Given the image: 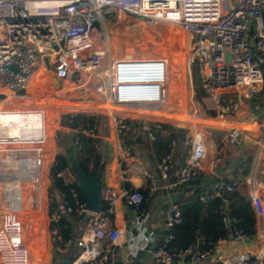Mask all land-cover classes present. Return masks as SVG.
Wrapping results in <instances>:
<instances>
[{"label": "built area", "instance_id": "1", "mask_svg": "<svg viewBox=\"0 0 264 264\" xmlns=\"http://www.w3.org/2000/svg\"><path fill=\"white\" fill-rule=\"evenodd\" d=\"M130 23L157 32L172 27L185 33L189 37L186 74L192 94L186 97L190 117L197 113L193 64L203 94L215 103L212 110L217 112L216 119H209L211 124L202 128L193 124L186 138L189 150L179 183L199 180L201 164L209 154L207 141L229 159L248 139L247 131L228 124L224 116L238 109L240 98L251 100L264 85V0H0V103L10 100L0 105V264L15 257H19V264H30L28 243L41 246V216L48 212L47 226L58 219L49 194L53 163L45 161L49 105H108L141 115L145 108L160 111L169 101L170 80L179 74L176 60L139 56L124 48L121 42L130 31ZM123 117L127 115L113 114L111 119L118 159L127 162L131 146L123 140L127 120ZM126 128L131 130L130 125ZM255 133L254 143L260 149L264 123ZM84 134L96 136L95 128ZM177 146L173 140L160 166L162 173L174 165ZM255 162L254 172L244 182L258 246L218 257L215 264H264V193H259L264 184L257 178L264 172L260 153ZM56 176L65 180L63 172ZM235 191L233 184L216 182L200 201L218 198V212L229 238L242 243L249 238L229 211ZM120 203L133 217L130 226L125 232L108 231L105 239L111 246L126 243L129 264L141 252H148L155 264H201L222 241L213 243L196 235L186 248H172L175 229L183 221L177 204L169 202L158 240L149 228L151 213L143 193L106 186L101 189L99 213L88 214L84 205L77 208L87 215V222L69 264L107 261L93 231L96 215H112ZM26 216L39 224L33 229L27 226ZM29 228L32 235L27 233Z\"/></svg>", "mask_w": 264, "mask_h": 264}, {"label": "crops", "instance_id": "2", "mask_svg": "<svg viewBox=\"0 0 264 264\" xmlns=\"http://www.w3.org/2000/svg\"><path fill=\"white\" fill-rule=\"evenodd\" d=\"M130 33H132L131 29L125 35L128 37V41L123 40V42H121L124 48L125 46H127L128 48L133 46L131 45L133 41L131 40ZM165 44L166 42L163 41L161 44L163 48H166V46H164ZM181 48L184 50L183 40L181 41ZM141 49L142 51H144L143 46L141 47ZM178 81H179L178 78H174L172 79L171 82L173 84L174 82H178ZM173 85H171V89L174 88ZM185 85H186L185 95L192 94L189 91V80L187 74L185 76ZM263 86L260 88V90L263 88ZM193 90H194L193 93H195L196 88L193 87ZM254 96L251 100H247V101H244V99L240 98L238 109L235 112L230 113V115L227 114L224 116V120H226L228 124L235 126L243 131H247V133L250 136V137L248 136L247 140L251 141L252 144L251 147H249V145L245 141L236 148L237 149L236 153L238 154L237 159L234 158L225 159L221 156V154H219L220 150L215 148L214 144L211 141H207V145L209 147V154L200 167V177L202 176L206 179L210 178L211 181L213 182L211 185H213L216 182L228 181L225 183L233 184L237 189V191L235 192H237L240 196H242L245 199H247L248 186L245 184L244 179L248 177L250 174H252V172H254L256 168L255 159L259 153H260V164L264 165V142L262 143L260 149H258L256 144L254 143L255 137L257 136L255 130L259 125L264 123V116L258 118L256 112L252 109V105L254 103ZM184 98H186V96ZM171 99L172 97L169 98V101L167 102L166 106L162 108V110L166 111L167 113L166 116L164 115L165 111L162 110L155 111L145 108L144 112L141 113V115H136L137 117L131 120L132 123L135 124V122H137V124H139L140 126L141 124L143 125L148 123L150 126V131L146 132L147 135L144 134L145 136L143 142L134 143L125 139L128 142V144L131 146V150L127 162L118 159L116 146H115L116 139L113 135V131H109V133L102 138L98 135V138L102 140V143L104 145L103 149H105V152L103 151L104 171L100 179L101 189L108 186V187H112L115 190H119V189L140 190L143 193L144 202H146V207L150 210L151 213L149 228L151 229V231L154 233V236L158 240L162 238L163 221L165 216V215L164 216L161 215V212L162 210L163 212L164 210H166L169 202H173V198L175 197L178 187L181 185V183H179L180 169L182 166V162L184 161V158L189 150V144H188L186 146L185 152L183 153L184 155L180 156L177 154L172 168L169 169L165 174L162 173L160 170V166L165 156L157 154V142L161 138L160 127L162 124H168L174 128L175 127L174 124H178L176 121H174L175 118H176L175 120L185 121L188 123L192 122L193 120L192 118H189L185 115H179L177 113L175 101ZM226 102H228V100H225V103ZM64 106L69 109L86 107V105L84 106L77 103H73V104L66 103ZM105 107L108 108V105H106ZM204 110L207 111L206 116H204L207 118L206 119L203 117H198V118L205 120L216 119L217 117L216 111H213L212 108L208 109L207 107H205ZM59 112L60 111L57 112L55 110L53 111L51 110V114L48 116V120H49L48 122L50 123V124L47 123L48 127L51 126V124L53 123H54L53 125L56 127L55 124V121L57 120L56 114ZM90 116H92L95 125L96 117L93 114H91ZM171 116L174 117V119ZM141 121H144L146 123L144 122L142 123ZM67 123H68V119H67ZM111 124L113 127L114 126L113 123ZM94 125L93 127L95 128ZM112 127L110 126V128ZM176 135L178 137L177 142L179 148V146H181L180 143H182L180 142L182 138L179 137L178 133H176ZM129 138L131 137H128L127 139ZM47 143L48 142H46V144ZM46 149H47V154H51L52 144H47ZM143 151H145V153H143ZM245 154L248 157L247 156L245 157ZM59 156L65 158V156L58 154L52 160L53 165ZM247 158L251 159L247 172L244 173L243 170L240 168L239 171L234 170L235 162H237L238 160L239 161L245 160ZM260 164L258 162L259 166H261ZM260 168H263V166H261ZM62 172L65 173V180H64L65 184H68L69 182L70 183L74 182L73 181L74 177L69 169H64ZM257 178L260 182H262V184H264V172ZM169 185H171V187H169ZM259 193L263 194L264 191L259 190ZM44 216L46 218V223H47L46 212ZM96 216H97L96 217L97 228L96 230L94 229L93 231L96 233L97 243L100 249L103 251V253H105V255L108 258L107 261L103 264H129L127 257L126 243L120 242L116 246H111L105 239L106 233L112 229H118L121 232H125L128 229L132 220L130 217L129 209L123 203H120L118 204L115 212L112 215H106V216L96 215ZM46 223L43 226V232L41 234V246L38 247L33 246L32 241L28 243L32 254L30 264H63L65 257L68 258V256L70 255L69 254L70 249L58 250L57 252L52 251L49 225L46 226ZM83 234H84L83 230L80 236H78L79 234L78 235L74 234V239H75L74 242L76 243V241H78V238L82 237ZM75 243L73 245H75ZM232 245L233 243H230L227 240H222L216 245L213 254L207 260H205V262L201 264H215L218 257L223 258V256H225L226 254L232 252ZM257 246L258 243L253 239V237H251L248 240H245L244 242L241 243L242 248L239 251L255 250ZM72 248L75 249V253H76V246L75 247L73 246ZM75 253L72 255L70 262L72 258L74 259ZM17 259L18 257L16 258V260ZM132 264H155V263L153 262L148 252H141L139 253L136 260Z\"/></svg>", "mask_w": 264, "mask_h": 264}, {"label": "trees", "instance_id": "3", "mask_svg": "<svg viewBox=\"0 0 264 264\" xmlns=\"http://www.w3.org/2000/svg\"><path fill=\"white\" fill-rule=\"evenodd\" d=\"M165 46V45H164ZM252 109L258 115V118L264 116V86L254 96ZM94 122L90 115L83 113H74L68 117V127L71 131V144L67 150H71L78 168L85 175L95 174L103 163L104 145L97 136L86 135L85 131L91 130ZM96 125V123H95ZM94 125V126H95ZM161 138L157 142V154L166 156L173 140L178 141L175 129L162 124L160 127ZM178 154V149L176 156ZM51 154L45 157L46 163ZM250 158L238 160L234 163V170L247 172L250 165ZM64 169H69L68 163L64 157L59 156L50 170L51 185L54 193L52 198V211L58 215L56 221L49 223V232L52 244V251L71 249L75 242L72 223L80 221L85 227L87 215L79 213L78 207L85 205V197L80 188L74 181L65 184L57 173ZM228 182V181H225ZM213 182L210 178L200 177L198 181L191 183H181L173 198L177 204L183 221L175 229V237L171 245L172 248H186L196 237L201 236L204 240L216 243L220 240H230L226 229L223 226L222 218L219 215L218 207L220 200L218 198L207 199L204 203L200 201V196L210 192V185ZM59 200V201H58ZM146 206V202H144ZM102 210V208H101ZM230 215L238 220V226L242 228L248 238L255 234V217L253 210L247 199L240 196L237 192L231 194ZM48 216V212L46 211ZM46 218L41 216V234ZM32 224H39L34 220ZM33 226V228H34ZM40 228V226H38ZM32 235V234H31ZM161 238V236H160Z\"/></svg>", "mask_w": 264, "mask_h": 264}, {"label": "rangeland", "instance_id": "4", "mask_svg": "<svg viewBox=\"0 0 264 264\" xmlns=\"http://www.w3.org/2000/svg\"><path fill=\"white\" fill-rule=\"evenodd\" d=\"M97 27L99 30H101L98 25H97ZM141 27L142 26H138L135 23H130V27H128V29L132 30V33H130L131 34L130 37H131V40L133 41V42L131 41L132 42L131 45H133V46L130 48H128L126 46V48L130 49L134 53H137L139 56H145V57L166 56V57L173 58L174 60H176V69L178 70L177 74L178 73L179 74L173 76L171 78V81L174 78H178L179 81L174 82L173 83L174 85L170 81V84L173 85L174 87H177L178 91H177L175 97H173L172 92H171V85H170V97H172L171 100L175 101L177 113L179 115H185L189 118L194 119L193 121H195V123L194 122L188 123V122L180 121V120L178 121V120H175L176 118L174 119V117L171 116L174 119V121H176L178 123V124H174V126H175L174 129H175V131H177L176 133H178L179 137L182 138V140L180 141L182 143H180L181 146H179V148L177 146V149H178V155L183 156L184 155L183 153L185 152L186 146L189 144V141H187L186 138L188 136H190V133L192 132V129H193V124L196 126H199L200 128H202L203 125L211 124V121L205 120L207 117H204V116H206L207 111H205L204 108L205 107H207L208 109L214 108L215 103L211 99H208V97H206V95L198 94V92L195 91V93H194L195 99H196L195 108H197V113L195 115V118L190 117L191 111H190V109H188V106H187L188 100H187V97L184 98L185 97V87H186L185 76H186V72H187L186 57H187L188 51H189V46H188L189 37L185 33H183L182 31L176 29L177 33H178L177 38H179L178 36H181L180 35L181 33H182L183 37H181V40H178V41L176 39H173V41H171V42L165 41L166 42L165 46L168 48V52H166V50L161 45L162 42L164 41L163 40V38H164L163 33L161 34L160 32L150 30V31H148V33H149V35H148L146 33V30L143 31L141 29ZM169 33L171 34V32H169ZM123 40L128 41V37L124 36ZM182 40H183V45H184V53L181 57V55H179V53H180L179 48L181 47V41ZM142 46L144 47V51H142V49H141ZM161 47H162V49H161ZM173 47L175 48V52L172 51V49L174 50ZM146 50H147V53H146ZM123 52H124V50H121V53H123ZM195 69H196V64H193L191 66L192 77L194 76ZM193 87L197 88L195 83L193 84ZM179 89H180V91H179ZM91 96L96 98V95H94L93 93L91 94ZM93 99L90 98L89 100H93ZM244 101H247V100L244 99ZM66 103L70 104L69 102H65V104ZM65 104L62 102L61 103L57 102L53 105H49V107H48V110H50L48 113H50V114H51V110L52 111L55 110L57 112L60 111L59 113L56 114V116H57V120L55 121L56 127L53 125L54 123L51 124V126H49V127L47 125V132H46L47 140H48L47 144H52V152H51L52 157L48 158V162L52 161L55 158V156H57L58 154L65 156V152H66L68 146L71 144L72 136H71V131H70V129L68 127V123H67V119H68L70 113L71 114L83 113V114H87V115L93 114L96 117L95 135H97V137L99 135L101 138L104 137L106 134H108L109 131H113V127L111 124V123H113L112 119H111L113 114H119V115L121 114L122 116L127 115L126 118L123 117L124 119L128 120V121H126L125 128L123 130V132H124L123 133V140L126 139V140H129V141L134 142V143L143 142V139L145 136L144 134L147 135L146 132L150 131L149 124L144 122V121H141V122L146 123L145 124L146 128H143L141 123H140L141 126L139 124H137V122H135V124L132 123L131 120L133 118L137 117L136 116L137 114H134V112H136V111H133V110L131 111L132 112L131 113V112H126L125 109L120 108V107H112V106H108V108H106L105 106L97 107L95 105L85 104V103L81 104V105H84V106L86 105V107L69 109V108H66L64 106ZM71 104H73V103H71ZM200 105H202V106H200ZM64 107H65V109H64ZM162 111H165V110H162ZM166 114L167 113L165 111L164 115L166 116ZM198 117H203L205 119H200ZM47 123L50 124L49 122H47ZM128 125H130V129H131L130 131H127L126 127H128ZM110 126L112 128H110ZM92 128L94 129V127H92ZM113 135H114V132H113ZM128 137H131V138L127 139ZM184 141H185V144H184ZM246 142L249 145V147H251V145H252L251 141L246 140ZM236 150L237 149L234 150V152L230 158L237 159L238 154L236 153ZM104 152H105V149H104ZM143 153H145V151H143ZM246 156L247 155L245 154V157ZM49 194H50V198L52 201V198L54 197L53 189H51ZM51 207H52V204H51ZM161 215H163V216L165 215V210H164V212L162 210ZM28 223L30 224L28 226H31V228L33 229L34 224H32L31 221ZM45 223H46V221H45ZM46 226H47V224H46ZM83 226L84 225L80 221L79 222L74 221L72 223L73 233L76 235L79 234L78 236H80L82 234V230H84ZM31 228H29V231L27 232L28 235L32 234V231L30 230ZM228 242L233 243L232 252L226 254L225 256H223V258L230 257L231 255L237 253L242 248L241 243H236L231 239L228 240ZM75 245H76V243H75Z\"/></svg>", "mask_w": 264, "mask_h": 264}, {"label": "water", "instance_id": "5", "mask_svg": "<svg viewBox=\"0 0 264 264\" xmlns=\"http://www.w3.org/2000/svg\"><path fill=\"white\" fill-rule=\"evenodd\" d=\"M261 68H263V66H261ZM193 80L201 95H204L201 89V81H200L198 69H195ZM65 159L68 163L69 170L74 177V181L77 183L78 187L81 190V193L85 197V205H84L85 211L88 212V214L99 213L102 208L100 179L104 171V165L102 164L95 174L91 176H87L84 174L83 171H81L78 168L71 150L65 152ZM130 217L131 219L133 218L131 214ZM74 253H75V249L74 248L70 249L69 251L70 255L68 256V258L65 257L63 264H69L70 259ZM187 261L188 258H185L184 262Z\"/></svg>", "mask_w": 264, "mask_h": 264}, {"label": "bare ground", "instance_id": "6", "mask_svg": "<svg viewBox=\"0 0 264 264\" xmlns=\"http://www.w3.org/2000/svg\"><path fill=\"white\" fill-rule=\"evenodd\" d=\"M139 26H141V25H139ZM141 29H142L143 31L146 30V33H147L148 35H149L148 31H150V30L152 31V29H147V28H145V27H141ZM169 32H171L172 35H171ZM178 32H179V31H178ZM160 33H161V34L163 33V37H164L163 40H164V41H168V42H169V41H170V42L173 41V39H176V40L178 41V40H181V37H183V36H182V33H181V34H180L181 36H178L179 38H177V34H178V33H177V30H176L175 28H172V27L163 28V29L161 30ZM148 35H147V36H148ZM176 40H175V41H176ZM176 45H177V44H176ZM173 48H174V47H173ZM161 49H162V47H161ZM161 49H160V50H161ZM164 49L166 50V52H168V48H167V47L164 48ZM172 51L175 52V48H174V50L172 49ZM183 51H184V50L180 47V48H179V52H180L179 55H181V57H182V55H183ZM38 78H39V77L37 76V77H35L34 80L37 81ZM177 91H178L177 87H174V88L171 89V92H172V96H173V97H175ZM179 91H180V89H179ZM185 96H186V95H185ZM9 101H10V100L5 99V100H3V101L0 103V105H3V104H5V103H8ZM193 120H194V119H193ZM193 120H192L191 123H193V122L195 123V121H193ZM51 141H52V140H51ZM23 219H24V220L27 219V220H28L27 222H30V221L33 222V217H29V218H28V217L26 216V217H23ZM47 220H48V216H47ZM28 225H30V224L28 223L27 226H28ZM12 258H13V257H12ZM16 258H17V257H16ZM16 258H13V259L10 260V262H8L7 264H19V257H18L17 260H16ZM8 261H9V260H8Z\"/></svg>", "mask_w": 264, "mask_h": 264}]
</instances>
